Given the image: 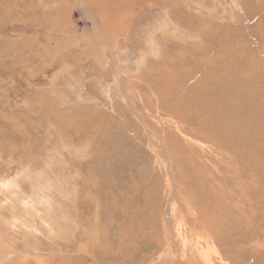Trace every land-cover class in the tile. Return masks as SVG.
<instances>
[{"label":"rangeland","instance_id":"1","mask_svg":"<svg viewBox=\"0 0 264 264\" xmlns=\"http://www.w3.org/2000/svg\"><path fill=\"white\" fill-rule=\"evenodd\" d=\"M0 264H264V0H0Z\"/></svg>","mask_w":264,"mask_h":264},{"label":"bare ground","instance_id":"2","mask_svg":"<svg viewBox=\"0 0 264 264\" xmlns=\"http://www.w3.org/2000/svg\"><path fill=\"white\" fill-rule=\"evenodd\" d=\"M205 75H206V74H205ZM163 79H164V78H163ZM207 79H208V78H207ZM154 82H155V81H154ZM165 84H166V83H165ZM197 84H198V83H197ZM197 84H196V85H197ZM165 86H166V85H165ZM160 88H161V87H160ZM196 89H197V88H196ZM193 90H194V89H193ZM164 92H165V91H164ZM162 93H163V92H162ZM199 94H200V91H199ZM161 97H162V96H161ZM203 98H204V97H203ZM188 99H189V98H188ZM197 99H198V98H197ZM210 99H211V98H210ZM159 100H160V99H159ZM211 101H212V100H211ZM177 102H178V100H177ZM179 102H180V101H179ZM185 102H186V101H185ZM173 104H174V103H173ZM182 104H183V103H181V105H182ZM194 104H195V103H194ZM208 104H210L209 101H208ZM208 104H207V105H208ZM177 105H178V104H177ZM188 105H189V104H188ZM212 105H213V103H212ZM182 106H184V105H182ZM210 106H211V105H210ZM184 107H185V106H184ZM201 108H202V106H201ZM166 110L170 113V109H169V108H166ZM175 110H177V109H175ZM190 112H191V111H190ZM193 113H195V112H192L191 114H193ZM196 113H197V112H196ZM199 113H200V112H199ZM171 114H172V113H171ZM197 115H198V114H197ZM173 116H175V115L173 114ZM188 116H189V115H188ZM209 116H212V115L209 113ZM194 117H195V116H194ZM180 118L183 119L182 116H180ZM206 118H207V116H206ZM212 119H213V118H212ZM193 120H194V119H193ZM193 122H194V121H193ZM195 122H196V121H195ZM203 122H204V120H198V123H197V124L200 125V124H202ZM217 127H219V126H217ZM111 128H112V127H111ZM122 129H123V128H122ZM232 129H234V128H232ZM232 129H231V131H232ZM115 130H116V129H115ZM213 130H214V129H213ZM231 131H230V132H231ZM234 131H235V130H234ZM118 132H121V131H118ZM118 132H117V134H119ZM132 132H133V131H132ZM110 133H112V132H110ZM110 133H109V134H110ZM228 133H229V132H228ZM114 134H115V133H114ZM212 134H213V133H212ZM119 135H120V134H119ZM102 136H103V134H101V135L97 134L95 137H96V138H100V137H102ZM204 139H205V138H204ZM206 139H207V138H206ZM93 140H94V137H92V144H93ZM109 142H110V140H109ZM111 142H112V141H111ZM133 143H134V142H133ZM88 146H89V145H88ZM135 146H136V145H135ZM105 147H106V146H105ZM86 148H87V147H86ZM112 148H114V147H112ZM167 148H168V147H167ZM159 149H160V148H159ZM165 149H166V148H165ZM168 149H169V148H168ZM169 150H170V149H169ZM130 151H132V150H130ZM166 151H167V150H166ZM114 152H115V150H114ZM99 153H100V152H99ZM102 153H103V152H102ZM167 153H168V152H167ZM103 154H104V153H103ZM163 154H164V152H163ZM168 155H169V154H168ZM103 157H104V156H103ZM190 159H191V158H190ZM199 209H200V208H199ZM213 209H214V208H213ZM215 209H216V208H215ZM202 210H203V209H202ZM206 211H207V210H206ZM215 212H216V211H215ZM208 213H209V212H208ZM202 214H203V213L200 212V215H201V216H202ZM216 214H218V212H217ZM207 215H208V214H207ZM210 215H211V214H210ZM208 217H209V216H208ZM208 219H210V221L214 220L213 217H209ZM218 222H219V221H218ZM208 223H209V222H208ZM207 225H208V224H207ZM209 226H210V227H208V226H207V227H208V228H211L212 230H214L213 227L210 225V223H209Z\"/></svg>","mask_w":264,"mask_h":264}]
</instances>
